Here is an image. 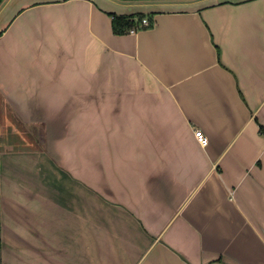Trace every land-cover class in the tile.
<instances>
[{"label": "crops", "instance_id": "obj_1", "mask_svg": "<svg viewBox=\"0 0 264 264\" xmlns=\"http://www.w3.org/2000/svg\"><path fill=\"white\" fill-rule=\"evenodd\" d=\"M102 1L0 5V264H264V0Z\"/></svg>", "mask_w": 264, "mask_h": 264}, {"label": "rangeland", "instance_id": "obj_2", "mask_svg": "<svg viewBox=\"0 0 264 264\" xmlns=\"http://www.w3.org/2000/svg\"><path fill=\"white\" fill-rule=\"evenodd\" d=\"M97 1H99V3H103L102 0ZM113 2H117V4H119L114 5L116 11L118 12L126 11V13H137L138 11L147 12L152 9L150 5H147V1H140L143 2L140 3L139 1L113 0ZM121 5L126 6L123 8ZM1 22L2 20L0 19V23ZM18 137L21 138L22 141H18ZM40 139H38L39 142H37L32 133H28V131L21 127V125L16 124L15 117L8 104L5 99L0 96V148H39L43 146Z\"/></svg>", "mask_w": 264, "mask_h": 264}, {"label": "trees", "instance_id": "obj_3", "mask_svg": "<svg viewBox=\"0 0 264 264\" xmlns=\"http://www.w3.org/2000/svg\"><path fill=\"white\" fill-rule=\"evenodd\" d=\"M122 1H151V0H122ZM3 2L4 0H0V5ZM112 15L114 16L113 17V29L116 34H125L131 31L132 29H134L136 25L141 23L142 20L145 18L144 14L142 13L131 14V15H118L114 13ZM145 27H148V26H145ZM262 131L264 132L263 128H262ZM0 228H1V223H0Z\"/></svg>", "mask_w": 264, "mask_h": 264}, {"label": "built area", "instance_id": "obj_4", "mask_svg": "<svg viewBox=\"0 0 264 264\" xmlns=\"http://www.w3.org/2000/svg\"><path fill=\"white\" fill-rule=\"evenodd\" d=\"M140 25L141 26H150L151 22L149 21L148 18H144L142 20V22L140 23ZM131 31L135 32L136 28L132 29ZM195 135H196V138H197L198 142L201 145L205 146V145L208 144V137H207V135L205 134V132L202 129L195 130Z\"/></svg>", "mask_w": 264, "mask_h": 264}]
</instances>
